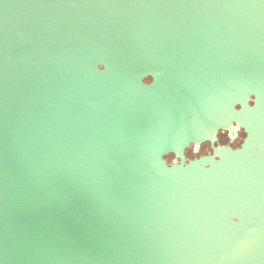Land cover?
Returning <instances> with one entry per match:
<instances>
[{
	"label": "water",
	"instance_id": "obj_1",
	"mask_svg": "<svg viewBox=\"0 0 264 264\" xmlns=\"http://www.w3.org/2000/svg\"><path fill=\"white\" fill-rule=\"evenodd\" d=\"M0 264H264V0H0Z\"/></svg>",
	"mask_w": 264,
	"mask_h": 264
},
{
	"label": "flooded vegetation",
	"instance_id": "obj_2",
	"mask_svg": "<svg viewBox=\"0 0 264 264\" xmlns=\"http://www.w3.org/2000/svg\"><path fill=\"white\" fill-rule=\"evenodd\" d=\"M149 83V82H146ZM246 139V133L244 130H220L217 135V140L214 143V147H223V146H229L232 149H238L243 144L244 140ZM239 145H237V143ZM190 153H192L193 157L190 158ZM214 149L212 144L209 142L203 143L200 147L191 146L188 150H186L185 155L187 158V161L194 160L196 158H200L202 156H208L213 155ZM165 160L172 164L175 160V157L173 155H169L165 157Z\"/></svg>",
	"mask_w": 264,
	"mask_h": 264
},
{
	"label": "trees",
	"instance_id": "obj_3",
	"mask_svg": "<svg viewBox=\"0 0 264 264\" xmlns=\"http://www.w3.org/2000/svg\"><path fill=\"white\" fill-rule=\"evenodd\" d=\"M146 82H150V80H147Z\"/></svg>",
	"mask_w": 264,
	"mask_h": 264
}]
</instances>
